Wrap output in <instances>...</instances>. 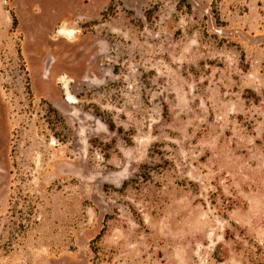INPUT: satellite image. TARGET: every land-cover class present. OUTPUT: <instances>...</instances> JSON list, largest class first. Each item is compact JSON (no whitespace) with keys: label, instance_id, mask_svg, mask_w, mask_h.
<instances>
[{"label":"rangeland","instance_id":"374dc122","mask_svg":"<svg viewBox=\"0 0 264 264\" xmlns=\"http://www.w3.org/2000/svg\"><path fill=\"white\" fill-rule=\"evenodd\" d=\"M111 1L0 0V264H264V0Z\"/></svg>","mask_w":264,"mask_h":264},{"label":"trees","instance_id":"16d2710c","mask_svg":"<svg viewBox=\"0 0 264 264\" xmlns=\"http://www.w3.org/2000/svg\"><path fill=\"white\" fill-rule=\"evenodd\" d=\"M116 5H119V8H116ZM159 9V5L158 4H152L150 8L146 9L144 12V16L146 21L148 22H152L153 18L155 17L156 12H158ZM177 9L181 10V11H188L190 12L192 9L191 3L189 0H177ZM120 11H123L125 13H128L130 15H133L134 12L127 9L123 2L121 0H112L109 5L101 12V19L100 20H96L94 22H91L90 24L95 25L98 24L102 21H106L109 20L112 17H115L119 14ZM213 13L214 16L217 20L220 19V12L218 10V8L213 7ZM12 17H13V25L16 26L17 24V18L16 15L14 13V11H11ZM21 57V56H20ZM22 58V57H21ZM43 103L46 104V110H47V121L49 124V128L55 133H56V129H57V125H62L64 127H66V122L64 119V116L62 115V113L53 106V104L47 100H42ZM95 113L102 117L104 122L108 125L109 129L111 131H116L123 140H125L127 142V144H131L132 143V139H133V134L131 131H126L124 128L122 127H117L115 122L113 121V119L110 116H103L102 113L99 110H96ZM90 144L92 147L94 148H98V149H103L104 147H107L109 150L114 149L113 145L110 146L108 144H103V142H101L98 138H93L90 140ZM110 153L106 156L107 158H110ZM151 167L147 164H143L140 166V172L138 174V178L142 179L143 181H148L151 179ZM130 182L126 181L123 183L122 187L117 189V191L122 192L125 191L127 189V187L129 186ZM111 219V216L106 215L105 219H104V226L101 229V231L99 232V234L93 239L92 241V251L95 254L97 259H100L101 257V242L103 237L106 234L107 228H106V224L108 223V221ZM94 264H97L96 262Z\"/></svg>","mask_w":264,"mask_h":264}]
</instances>
